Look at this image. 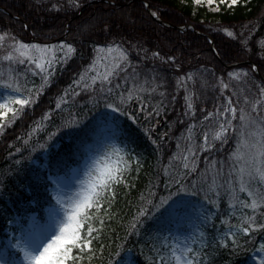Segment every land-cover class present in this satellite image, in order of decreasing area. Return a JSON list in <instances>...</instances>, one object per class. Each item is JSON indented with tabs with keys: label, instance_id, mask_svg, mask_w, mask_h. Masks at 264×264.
Listing matches in <instances>:
<instances>
[{
	"label": "trees",
	"instance_id": "16d2710c",
	"mask_svg": "<svg viewBox=\"0 0 264 264\" xmlns=\"http://www.w3.org/2000/svg\"><path fill=\"white\" fill-rule=\"evenodd\" d=\"M144 2L145 0H81L82 6L77 9L68 7V0H0V34L9 33L24 43L65 42L72 43L77 48V52L67 63L57 66L50 85L45 88L37 103L26 108L22 117L0 134V238L7 235V230H11L8 219L21 205L27 204L33 212L41 214L44 206L43 179L53 174L67 176L71 167L78 166L86 154L98 144L104 121L100 115L103 113L100 107L105 104L104 101H113L115 95L108 96L106 100L104 96L92 93L91 95H97L100 101L98 104L90 98L88 101L86 95H83L65 110L54 109L53 106L56 96L89 63L94 55L93 47L107 46L114 42L129 50L131 62L140 73V80L151 81L155 77V84L159 87L155 92L142 93V101L136 100L140 107L147 104V112L151 113L148 124L141 117L142 111L139 107L134 110L136 123L128 120L127 116L113 114L118 117L119 123L115 139L125 146L127 153L139 158L140 168L139 171L136 170L137 160L132 159L130 171L126 174L128 186H116V198L111 207L103 205L112 218L100 213L105 224L101 241L94 242L98 258L93 264H101V242L106 245L103 250L105 262L115 245L122 244L124 250L121 252V259L129 253L136 264H150L149 258L155 255L150 249L155 245L163 250L166 243L162 241V237L176 223L180 225L184 222H193L196 225L194 248L201 251V264H254V252L249 249L253 244L258 247L264 242V233H256L254 240L247 245L241 239L240 244L244 248L239 254L234 253L230 246L217 247L220 237L228 230L222 221L233 223L229 212V198L224 189L219 190L218 198L215 193L211 194V198L217 199V206L208 204L203 199V193L198 196L180 193L189 202L187 212L170 221L145 219L139 235H127L126 239L125 236L129 222L142 204L141 197L149 198V189L158 193L156 199L161 195H168L165 182L170 181L171 175L175 174L177 164L183 171L179 161L172 162L169 167L170 175L166 176L163 169L169 166L170 158L175 154V138L182 134L187 123L202 120V109H205L202 114L206 115V111L222 105L225 95L231 97L237 107L244 106V95L253 100L257 98L256 85L264 86V57L256 43L264 36V0H240L238 5L229 10L208 12L205 18L199 11L201 8H196L192 0H147L154 6L153 10L160 8L162 21L172 26L192 25L194 30H182L161 24L147 14L143 8ZM53 4L62 7L58 11L52 8ZM212 14L215 17L209 19ZM105 24L108 30H105ZM225 28L236 33L238 37L241 32L247 36L255 28L254 39L246 49L240 44L243 37L233 40L226 35ZM208 37L212 39V46ZM134 45L139 47H133ZM140 48L147 50L149 59L142 58L145 53L140 52ZM152 52H159L163 59H152ZM216 52L220 55L215 54ZM169 56L174 60L169 61ZM246 60L250 63H246ZM240 61L243 62L238 65L239 68L244 70L243 73L248 72V76L242 74L239 80L231 81L228 73L233 67L227 65ZM253 63L256 64L255 70L259 71V75L252 69ZM189 74L193 76L187 86L188 94L192 95L194 115L193 112L185 115V93L183 89L177 88V79ZM120 77L123 78V74ZM218 77L229 84V88L223 93ZM146 87L151 88L152 84ZM154 108L159 109L158 119H162L163 125L161 128L155 126L146 134L145 129H150L156 120ZM46 110H52L51 119L44 121V127L34 132L29 144L25 145L24 140L28 139L29 131ZM69 113L77 117L79 125L61 127L49 142V147L40 149L38 144L47 139L49 132L56 131L68 119ZM261 114H264V109ZM233 123L238 125L239 121ZM163 129L166 130L167 140L160 138V131ZM229 137L228 143L222 147L217 143L211 152L201 153L195 162L198 171L185 181L186 184L190 186L192 180L199 178L200 173L208 167V161L223 162L224 171L227 173L229 155L235 149L238 139L231 132ZM152 140L157 143L153 144ZM17 148L20 149L19 152L16 151ZM17 160L20 161L19 164L16 163ZM41 174L43 179H38ZM171 190L174 192L175 186ZM243 197L245 198L241 194V199ZM246 211L251 215V211ZM262 211L264 210L257 212L260 223H264ZM205 217L210 219L206 220Z\"/></svg>",
	"mask_w": 264,
	"mask_h": 264
},
{
	"label": "snow or ice",
	"instance_id": "6c2138e0",
	"mask_svg": "<svg viewBox=\"0 0 264 264\" xmlns=\"http://www.w3.org/2000/svg\"><path fill=\"white\" fill-rule=\"evenodd\" d=\"M194 3L198 6L205 3L209 7L215 5L214 11H220V5H226L231 9L238 5L240 0H230V2L219 0V3L217 0H194ZM67 6L78 9L82 6L81 0H68ZM61 7L62 5H52V8L58 11ZM153 7L147 0L143 3L147 14L163 23L160 8L156 7L153 10ZM105 30H108L107 24H105ZM224 31L233 40L243 37L240 39V44L247 49L249 42L254 39L255 28H252L247 36L241 32L239 37L227 28ZM256 43L264 57V36H261ZM93 50L97 55L63 90V94L57 98L55 108L61 109L62 105H66L69 96L75 98L81 92H89V90L93 94L116 95V90L121 89L122 85L114 83V78L123 74L124 87L119 92L118 100L105 102L104 106L111 112L100 114L104 120L111 119L114 125L112 132L114 137L119 130V123L118 117L112 114L119 113L121 116H127L132 123H136L135 115L125 112L124 106L134 98L142 101V93L155 92L159 85L155 84V77L151 81L140 80V73L137 66L131 62L129 50L122 45L113 42L107 48L94 46ZM139 51L145 53L143 59H149L146 49L140 48ZM76 52L77 48L72 43L29 44L9 33L0 34V62H5L0 64V88L5 90L3 94H0V134L20 119L26 108L37 103L45 88L50 85L57 65L67 63ZM216 54L220 55L219 52ZM151 58L163 59L159 52H152ZM167 59L174 60L171 56ZM24 64L29 65L26 72H31L33 76H40L39 86L33 84L29 87L30 81L27 76L24 75L22 78V73L14 67ZM255 68L256 65H253L252 69L255 70ZM243 75L247 77L248 72ZM228 77L239 80L240 74L229 72ZM192 79L191 74L177 79V85L183 86L186 93L185 115L194 112L192 95L187 94L186 83H183ZM98 81L99 84H97ZM129 82L131 87L127 86ZM219 83L222 93L229 88V84L223 79H220ZM148 84H152V87H146ZM256 87L257 98L253 100L244 95L243 107L235 106L231 97H225L224 104L216 105L214 111H209L200 121V128L203 130L204 125L210 122H214L216 127L214 130H203L202 139L199 142L195 139L198 135L197 125H188L187 136L183 137L188 143L182 147L180 138H177L179 153L173 154L169 166L163 169L168 176L172 162L181 161L183 171L177 164L175 174L171 175L170 181L165 182L168 195H161L159 199H156L158 193L149 189V198L141 197L142 204L129 222L125 239L127 235H139L145 219L170 221L179 217L181 213L187 212L189 202L180 193L186 196H198L203 193V199L208 204L217 206V199L211 198V194L215 193L218 198L220 189H224L228 195L229 207L233 209L231 215L236 222L222 221L227 225L228 230L220 237L217 247L230 246L234 253L239 254V251L244 248V245L240 244L241 239H244L247 245L254 240L256 233H264V223L258 222L257 216L258 211L264 210V114H261L264 109V86L256 85ZM160 94L164 95V93ZM233 95L236 93L233 92ZM90 100L96 104L100 102L97 95H91ZM143 110L142 105L141 111ZM51 111L45 112L41 120L36 122V126L29 131L28 139L24 140L25 145L29 144L34 132L44 127L43 122L51 119ZM153 111L156 115L160 114L159 109L154 108ZM236 120L239 121L238 125L233 123ZM79 123L77 117L69 113L68 119L58 126L56 131L49 132L47 139L39 143L38 147L47 149L49 142L53 140L61 127H71ZM150 131L151 129H145L146 134ZM230 132L236 134L238 139L235 149L229 155L230 164L227 173L224 171L223 162L208 161V167L200 173L199 178L192 180L190 186L186 184L185 181L198 171L195 164L197 151L211 152L217 143L222 147L228 143ZM164 136H167V133ZM152 143L156 144L157 141L152 140ZM32 150L35 151V148ZM16 151L19 152L20 149L17 148ZM134 158L137 160L136 170L139 171L138 157H133L114 143L106 144L102 154H96L90 158L84 173L85 178L76 180L78 187L70 195L68 184L64 183L59 176L53 174L46 179H43V174L38 176V179H43L45 185L42 194L44 214L37 216L27 204L17 208L16 213L8 219L11 230L7 236V242L0 244V264H93V261L98 258L94 242L101 241L105 224L100 213L103 212L104 216L112 218L103 205L107 204L109 208L111 207L116 198V186H128L126 174L130 171V161ZM16 163L19 164L20 161L17 160ZM173 186H175L174 192L171 190ZM241 194L245 195L244 199H241ZM245 210H250L251 215H248ZM261 216H264V211L261 212ZM97 224L98 226H94ZM105 247L104 243L99 244L101 264H135L130 257L121 259V252L124 250L122 244L115 245L114 250L108 253V259L105 262L103 260ZM249 250L257 254L256 264H264V242H261L258 247L253 244ZM150 251L155 253L149 258L150 264H201V251L191 247L187 240L183 244L166 243L163 250L154 245Z\"/></svg>",
	"mask_w": 264,
	"mask_h": 264
},
{
	"label": "rangeland",
	"instance_id": "374dc122",
	"mask_svg": "<svg viewBox=\"0 0 264 264\" xmlns=\"http://www.w3.org/2000/svg\"><path fill=\"white\" fill-rule=\"evenodd\" d=\"M192 1H193V5H194L196 8H201L199 11L201 12L202 15H204L203 18L207 17V15H208L209 13H219V12H222V11H225V10H229V8H228L226 5H220V11H214L215 5H213L212 7H209V6L207 5V3H205V4L201 5V6H198V5H196V4L194 3V0H192ZM229 2H230V0H229ZM217 3H219V0H217ZM208 12H209V13H208ZM214 17H215V14H212V15H210V17H208V18H209V19H212V18H214ZM60 43H65V42H54V43H50L49 45H59ZM29 44H33V43H29ZM37 44H38V43H37ZM108 46H109V45H107V46H98V47H100V48H107ZM60 55H62V53H60ZM96 55H97V53L94 51V55L92 56V58L90 59V61H89V63H88L87 65H89V64L91 63L92 59H93ZM101 62L103 63V61H101ZM3 63H5V62H0V64H3ZM87 65H86V66H87ZM28 66H29V65L24 64V65H15L14 67L17 68V71H19L20 73H22V78H23L24 75L27 76V79L30 81V83H29V85H28L29 87H32L33 84H35L36 86H39V84L41 83L40 76H39V75H35V76H33L31 72H26V69H27ZM57 66H58V65H57ZM59 66H61V65H59ZM59 66H58V67H59ZM33 67H34V66H33ZM235 67H238V68H235ZM56 68H57V67H56ZM37 71H38V70H37ZM230 72H237V73H239L240 76H241V75L243 74L244 70H243L242 68H239V66L237 65V66H233V69H232ZM182 77H186V76H182ZM76 78H77V76H76ZM218 78H219V80H220V77H218ZM233 80H236V79H231V81H233ZM189 82H190V80H187V81H184L183 83H186V86H187V85L189 84ZM71 83H72V81H71L69 84H71ZM114 83H120V84L122 85V88H121V89H117V90H116L115 98H113V101H117V100H118V96H119V92L122 91V90H123V87H124V81H123V78L120 77V76H119V77H115V78H114ZM69 84H68V85H69ZM97 84H99V81L97 82ZM68 85H67L64 89H66V88L68 87ZM113 86H114V85H113ZM127 86H128V87H131V84H129V85H127ZM177 88H178L179 90H180V89H183V90H184V93H185V89H184L183 86H178V85H177ZM64 89H63V90H64ZM63 90H62V91L56 96V99H55V102H54V106H53L54 109H56V108H55V105H56L57 98L63 94ZM4 91H5V90H4L3 88H0V94H3ZM89 91H90V92H89V95H88V92H81V94H80L79 96H76L75 98L69 96V97L67 98V99H68V103H67L66 105H62V108L59 109V110H65V109L69 108L70 105H72V104L74 103V101H78V99L81 98V96H83V95H86V97H87L86 99H88V101H89V98H90V96H91V94H92V93H91V90H89ZM187 94H188V86H187ZM99 95L104 96L105 99L108 100V99H107L108 96L106 95V93H100ZM185 95H186V93H185ZM225 97H228V96L225 95ZM113 101H109V100H108V101H104V102H113ZM224 103H225V100L223 101L222 104H224ZM104 105H105V104H103V105L100 107L101 112H103V113L111 112V110L108 109V108H106ZM137 107H139V108L141 109V107L138 106V104H137V102H136V99L134 98L132 101L128 102V103L124 106V111H125V112H130V113H131V109H132V111H133V113H134V115H135V111H134V110H136ZM215 107H216V106H215ZM215 107H214L213 109H211V110L206 111V115H207V113H208L209 111H214ZM143 108H144V110L142 111V113H141L140 115H141V117L145 118L144 120H145V122L148 124V122L151 120L149 117H151V116H150L149 113L147 112V104H146V103L143 104ZM204 110H205V109H202V111H201L202 118H203L204 115H205V114H202L203 112H205ZM45 112H49V110H46ZM45 112L42 113V116H43V114H44ZM189 113L191 114V112H189ZM113 114H118V113H113ZM113 114H112V115H113ZM194 114H195V111L192 113V115H194ZM154 118H155L156 120H155L154 122L152 121L153 124L150 126V129H151V130L156 126V124H157L158 121H159V119H158V115L155 114ZM40 120H41V118H40L38 121H40ZM202 120H203V119H202ZM202 120L199 119L197 123H196V122L194 123L193 121L188 122L187 125L185 126L184 130L182 131V134H179V135H178L177 138H180V143H181V146H182V147H183V145H184L185 143H188L186 140L183 139V137L187 136L186 129L188 128V125H189V124H196V125H197L196 132H197L198 135L195 137V139H196L197 142H199V141L202 139V131H203V130H208V129H212V130H214V129H215V127H216L215 123H214V122H210V123H206L205 126H204V129L202 130V129L200 128V121H202ZM35 126H36V123H35L34 127H35ZM34 127H33V128H34ZM101 127H102V128H101V130H102V136L100 137V140H99L98 144H96L95 148H92V149L87 153V155H86L85 158L81 161V163L79 164L78 167H76V168H71V169H70L68 177H63V176H62V177H59L64 183L68 184L69 189H70V191L68 192L69 195L71 194L72 191H75L76 188L78 187V185L76 184V180H82V179L85 178L84 173H85V171L87 170V165H88V163L90 162V158H91L93 155H96V154H102V152H103V148H104V146H105L106 144L114 143V144H116L118 147H121L122 149H124L125 152H127L125 146H124L122 143H120L119 141H117V140L115 139V136L113 137V135H112V132H113V129H114V128H113V124H112V122H111V119L104 120V121L102 122V126H101ZM165 133H166V130H164V129L161 130V131H160V137H161L163 134H165ZM177 138H175V144H174L175 154H178V153H179V150L177 149V142H178ZM202 152H204V151H197V153H196V160H197V158L201 155ZM196 160H195V162H196ZM179 162H180V164L182 165V162H181V161H179ZM182 169H183V168H182ZM243 195H244V194H243ZM244 196H245V195H244ZM242 199H244V197H243ZM237 207H238V206H237ZM230 210H231V211H229V212H230V215H231L233 209L230 207ZM245 211H246V210H245ZM249 211H250V210H249ZM199 212H201V211L199 210ZM43 214H44V212H43V210H42V213H41L40 215H43ZM237 214H239V213H237ZM40 215H37V216H40ZM231 216H232V215H231ZM232 217H233V216H232ZM232 220H233V223L236 222V220H235L234 217L232 218ZM195 228H196V225H195V223H193V222H184L183 224H180V225H178V223H176L175 226H173L172 229H170V230L166 233V235H164V236L162 237V241H163V242L165 241V243L171 245L172 243H180V244H183V243L187 240L188 242H190V246L194 248ZM7 232H8V233H7L6 237L0 238V244H4V243L7 242V236H8V234L10 233V231L7 230ZM129 257H130L129 253H126L124 259H127V258H129ZM257 259H258V258H257V254L254 252V253H253L254 264H256ZM135 264H136V263H135Z\"/></svg>",
	"mask_w": 264,
	"mask_h": 264
},
{
	"label": "water",
	"instance_id": "95a60500",
	"mask_svg": "<svg viewBox=\"0 0 264 264\" xmlns=\"http://www.w3.org/2000/svg\"><path fill=\"white\" fill-rule=\"evenodd\" d=\"M160 23H161V22H160ZM162 24H163V23H162ZM165 139H166V136L163 135V140H165Z\"/></svg>",
	"mask_w": 264,
	"mask_h": 264
}]
</instances>
